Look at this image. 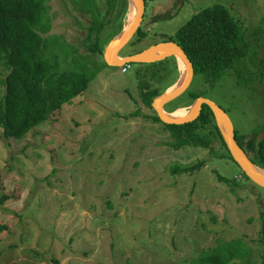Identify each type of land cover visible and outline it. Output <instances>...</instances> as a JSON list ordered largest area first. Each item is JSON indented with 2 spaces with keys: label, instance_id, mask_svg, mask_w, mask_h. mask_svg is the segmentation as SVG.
Returning a JSON list of instances; mask_svg holds the SVG:
<instances>
[{
  "label": "rangeland",
  "instance_id": "rangeland-1",
  "mask_svg": "<svg viewBox=\"0 0 264 264\" xmlns=\"http://www.w3.org/2000/svg\"><path fill=\"white\" fill-rule=\"evenodd\" d=\"M97 1L106 13V0ZM47 3L51 29L44 36L76 48L73 57L71 50L61 53V70L82 55L79 62L101 71L83 94L23 139L6 138L0 126V222L8 225L0 232V264H200L202 252L238 237L258 259L264 187L244 174L221 140L215 154L204 146L174 148L171 131L155 119L140 90L146 80L160 85L165 70L132 62L123 72V66L109 65L106 50L93 52L84 44L90 15L72 0ZM215 3L241 21L251 44L243 64L255 79L245 86L231 70L212 84L196 74L165 109L189 111L190 94L199 92L227 111L236 131L252 134L264 126V0H148L140 27L145 36L139 40L137 32L120 56L175 36L193 14ZM110 18L101 35L105 49L121 31L117 12ZM179 69L184 73L181 64ZM6 74H0L1 93ZM167 79L174 82L175 71ZM202 160L194 174L171 171ZM218 173L239 187L220 181Z\"/></svg>",
  "mask_w": 264,
  "mask_h": 264
},
{
  "label": "trees",
  "instance_id": "trees-1",
  "mask_svg": "<svg viewBox=\"0 0 264 264\" xmlns=\"http://www.w3.org/2000/svg\"><path fill=\"white\" fill-rule=\"evenodd\" d=\"M47 1L0 0V74L7 71L3 80L4 93L0 92V126L8 139H23L52 114L57 113L63 104L72 103L83 94L90 81L101 71L97 65L93 69L90 68L89 62L85 60L79 62L80 58H84L82 55H79L78 59L73 58L75 62L72 68L61 70V53H66L68 49L71 53L67 55L73 57L76 55V48L65 45L59 36L54 35L51 39L44 36L51 29ZM72 3L83 14L91 17L84 44L91 51L103 54L105 47L101 35L113 20L110 16L117 12L122 30L129 9V0H106V13L97 0H72ZM138 32L141 34L139 40H142L145 34L141 28ZM170 40L177 42L186 51L194 64L195 75H204L208 83L214 84L231 70L235 71L238 83L245 86L249 87L255 79L253 72L243 64L251 52L250 41L245 35L241 21L224 4L215 3L193 14ZM50 44L53 45L48 55L47 49ZM143 64H151L146 69L161 66L160 71L165 70L164 74L158 75L160 85L149 84L147 80L141 82L142 100L153 108L154 99L179 79L181 74L179 63L175 56H171ZM172 71L177 74V79L168 85L166 81ZM151 76L155 78L154 73ZM190 96L194 102L202 94L192 92ZM139 113L138 109L133 115ZM155 119L171 131L173 137L171 144L174 148L204 146L215 154L214 143L221 140L229 156L234 159L209 105L204 104L201 115L193 122L168 124L158 115ZM211 125L214 126V130L209 129ZM263 130L264 126L254 129L252 134L236 131V140L251 161L264 169V139L258 138ZM205 163L202 160L191 165L175 164L171 171L174 174H194L201 170ZM244 174L246 175L245 172ZM218 178L234 189L239 187L234 179L219 173ZM261 210L262 229L259 242L264 246V210ZM7 229L8 225L0 222V232ZM197 261L200 264H264V249H260V256L257 259L254 249L247 240L238 237L220 241L202 252Z\"/></svg>",
  "mask_w": 264,
  "mask_h": 264
},
{
  "label": "water",
  "instance_id": "water-1",
  "mask_svg": "<svg viewBox=\"0 0 264 264\" xmlns=\"http://www.w3.org/2000/svg\"><path fill=\"white\" fill-rule=\"evenodd\" d=\"M132 4L136 8L135 16L131 21L124 25L120 33L108 43V46L105 49V58L107 63L111 66H123L126 63L132 62L153 63L171 56H175L178 61L181 60L185 65L183 81L178 86H176L178 84L176 83L173 87L168 88V90H166L163 94L154 99L153 108L157 112L158 116L164 123L184 124L197 120L202 113L204 104L209 105L214 112L216 122L220 127L222 135L234 160L241 166L242 170L249 178L252 179V181L264 187V173L256 171L253 168L255 164L251 161L245 151L238 144L236 140V129L233 121L223 107H221L215 101L201 96L194 101V104L192 105L189 113L184 117H174L171 114V112H174L178 108L173 111H167L165 109L166 104L175 100L187 91L195 75L193 62L187 55L186 51L177 42H160L143 51L130 54L121 59L120 51L133 39V37L139 31L146 10L145 0H129L128 13L131 10ZM258 138L259 140L264 139V131L260 132Z\"/></svg>",
  "mask_w": 264,
  "mask_h": 264
},
{
  "label": "bare ground",
  "instance_id": "bare-ground-1",
  "mask_svg": "<svg viewBox=\"0 0 264 264\" xmlns=\"http://www.w3.org/2000/svg\"><path fill=\"white\" fill-rule=\"evenodd\" d=\"M135 10H136V8L134 7V5L132 4V7H131V10L129 11V13H128V15H127V19H128V22L129 21H131L132 19H133V17L135 16ZM159 54H160V52H159ZM156 55H158V54H156ZM125 56H121V59H123ZM178 63L179 64H181V69H185V65H184V63L181 61V60H179L178 61ZM127 66H129V68H130V65H127ZM184 73H185V71H184ZM184 73H183V71H182V76H180V78H179V82H177L178 84L176 85V86H178L182 81H183V79H184V77H183V75H184ZM175 86V87H176ZM192 107V106H191ZM191 109V108H190ZM190 111V110H189ZM189 111H187V108H185V107H181V108H178L177 110H175L174 112H171V114L174 116V117H184V116H186L188 113H189ZM253 168L256 170V171H259V172H261V173H264V169H261L260 167H257V166H253Z\"/></svg>",
  "mask_w": 264,
  "mask_h": 264
},
{
  "label": "flooded vegetation",
  "instance_id": "flooded-vegetation-1",
  "mask_svg": "<svg viewBox=\"0 0 264 264\" xmlns=\"http://www.w3.org/2000/svg\"><path fill=\"white\" fill-rule=\"evenodd\" d=\"M180 6H181V5H178V6L175 7V8H176V12H179ZM170 38H171V37H170ZM170 38H166L164 41H171ZM164 41H163V42H164Z\"/></svg>",
  "mask_w": 264,
  "mask_h": 264
},
{
  "label": "built area",
  "instance_id": "built-area-1",
  "mask_svg": "<svg viewBox=\"0 0 264 264\" xmlns=\"http://www.w3.org/2000/svg\"><path fill=\"white\" fill-rule=\"evenodd\" d=\"M128 69H129V66H123L122 71H123V72H127Z\"/></svg>",
  "mask_w": 264,
  "mask_h": 264
},
{
  "label": "crops",
  "instance_id": "crops-1",
  "mask_svg": "<svg viewBox=\"0 0 264 264\" xmlns=\"http://www.w3.org/2000/svg\"><path fill=\"white\" fill-rule=\"evenodd\" d=\"M179 66H180V64H179ZM180 70V69H179ZM181 73V72H180ZM181 75V74H180ZM182 76V75H181ZM180 78V77H179ZM179 80V79H178ZM172 87V86H171ZM170 88V87H169Z\"/></svg>",
  "mask_w": 264,
  "mask_h": 264
}]
</instances>
